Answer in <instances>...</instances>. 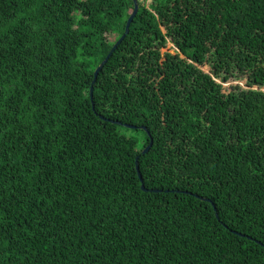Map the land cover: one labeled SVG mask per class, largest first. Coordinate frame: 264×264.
I'll return each mask as SVG.
<instances>
[{"label": "trees", "instance_id": "1", "mask_svg": "<svg viewBox=\"0 0 264 264\" xmlns=\"http://www.w3.org/2000/svg\"><path fill=\"white\" fill-rule=\"evenodd\" d=\"M133 9L0 0V264H264V0H139L91 99Z\"/></svg>", "mask_w": 264, "mask_h": 264}, {"label": "water", "instance_id": "2", "mask_svg": "<svg viewBox=\"0 0 264 264\" xmlns=\"http://www.w3.org/2000/svg\"><path fill=\"white\" fill-rule=\"evenodd\" d=\"M134 1V9L132 11V13L130 14V16L128 17L127 19V22H126V26H125V31L124 33L117 39V41L114 43V45L112 46V48L110 49L109 53L106 55V57L104 58L103 61H101V63L97 66V68L95 69L94 71V79L92 81V85L90 87V95H91V99H93V91H94V86L93 84L95 83L97 77H98V74L100 72V70L104 67L105 63L108 61L109 57L111 56V54L115 51V49L118 47V45L123 41V39L126 37V35L129 33V30H130V25L139 9V0H133ZM92 103H93V107H94V102L92 100ZM114 121V120H112ZM118 124H123L124 126L126 127H129V128H137L138 126L134 125V124H128V123H123L121 121H114ZM142 129H144L148 136L150 137V142L149 144L143 149V153L147 152L149 150V148L152 146L153 144V137L151 136V133L150 131L147 129V127L145 126H141ZM136 168H137V171H138V175H139V178L141 180V187L142 189L144 190H149V191H158L159 189H147L146 186H145V183L143 181V177H142V174L140 172V168H139V163H138V157L136 158ZM202 199H206L208 201H210L209 198H205V197H202V196H199V195H196ZM216 216L218 217V212H216Z\"/></svg>", "mask_w": 264, "mask_h": 264}, {"label": "rangeland", "instance_id": "3", "mask_svg": "<svg viewBox=\"0 0 264 264\" xmlns=\"http://www.w3.org/2000/svg\"><path fill=\"white\" fill-rule=\"evenodd\" d=\"M116 36L114 34H111V36L109 37L111 40L114 39ZM168 50L172 53L177 52V48L172 44V43H168L167 46L163 49ZM205 70H208V66L204 67ZM232 85H240L241 87H246V80H239V79H233L230 81H227L225 83H223L224 89L225 90H229L231 88ZM124 133H126L128 136L130 137H135V138H141L142 134L141 132L137 131L136 129L133 128H129V129H121ZM138 148H142V143H138Z\"/></svg>", "mask_w": 264, "mask_h": 264}, {"label": "snow or ice", "instance_id": "4", "mask_svg": "<svg viewBox=\"0 0 264 264\" xmlns=\"http://www.w3.org/2000/svg\"><path fill=\"white\" fill-rule=\"evenodd\" d=\"M0 40H2V37H0ZM10 105H7L6 99L3 97H0V116L7 115L8 107ZM18 123L19 121H15ZM9 121L5 120L3 123H0V141H3V137L7 132H10L11 129L8 128ZM6 143V141H4ZM247 150V149H245ZM0 199H3L2 196H0ZM0 211H3L2 208H0ZM0 223H2V220H0Z\"/></svg>", "mask_w": 264, "mask_h": 264}]
</instances>
